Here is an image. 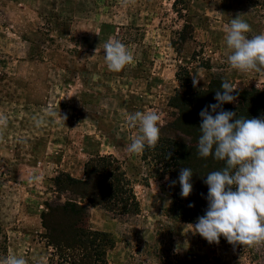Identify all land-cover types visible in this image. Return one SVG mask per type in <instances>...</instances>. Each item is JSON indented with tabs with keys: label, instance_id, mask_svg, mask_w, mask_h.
<instances>
[{
	"label": "rangeland",
	"instance_id": "1",
	"mask_svg": "<svg viewBox=\"0 0 264 264\" xmlns=\"http://www.w3.org/2000/svg\"><path fill=\"white\" fill-rule=\"evenodd\" d=\"M237 15L251 26L249 37L264 33V0H135L127 7L123 0H0V116L8 120L0 127V260L14 254L50 264L56 254L42 216L75 203L88 209L93 230L113 239L108 264H264V246L204 240L191 227L196 208L173 197L153 149L126 150L138 132L127 116L149 110L161 116L160 138L198 144L174 129L177 94L184 99L224 81L234 88V107L242 91L264 94V75L229 67L225 25ZM109 39L134 56L118 73L106 66ZM203 109L184 112L183 131L202 123ZM109 155L130 183L135 212L83 203L61 176L84 180L86 163Z\"/></svg>",
	"mask_w": 264,
	"mask_h": 264
},
{
	"label": "clouds",
	"instance_id": "2",
	"mask_svg": "<svg viewBox=\"0 0 264 264\" xmlns=\"http://www.w3.org/2000/svg\"><path fill=\"white\" fill-rule=\"evenodd\" d=\"M123 2L127 7L135 0ZM240 17L237 15L225 25L229 67L242 74L255 72L264 75V33L249 37L251 26ZM104 56L108 70L116 73L134 61L126 45L117 39H109L104 44ZM199 80L192 77L193 87ZM233 92L229 82H222L221 90L216 91V103L199 114L202 123L198 155L205 159L211 156L224 162L225 166L207 174L208 208L191 227L209 244H218L223 236L230 245L254 248L264 246V119H234V112L224 111L222 105L236 99ZM209 108L215 115L208 111ZM59 118L67 119L60 114ZM160 120L161 116L155 110L138 111L127 116L130 128L138 126L137 134L126 149L129 154L141 155L146 148L155 149L160 138ZM7 124V117L0 116V127H7ZM192 175L190 168L181 169L182 198H187L192 191ZM175 183L173 181V185ZM0 264H27V261L13 254L0 260Z\"/></svg>",
	"mask_w": 264,
	"mask_h": 264
},
{
	"label": "trees",
	"instance_id": "3",
	"mask_svg": "<svg viewBox=\"0 0 264 264\" xmlns=\"http://www.w3.org/2000/svg\"><path fill=\"white\" fill-rule=\"evenodd\" d=\"M221 84H210L206 92L191 89L184 99L177 94L171 105L178 112L174 129L198 141L201 134L200 125H196L189 131L185 129L186 132L182 129L184 112L190 108L203 109L204 105L211 102L212 95L221 90ZM242 92L238 107L225 103L222 109L234 112L236 114L234 119L240 117L260 119L264 115V94L252 90ZM153 151L156 156L154 160L163 162L164 168L169 171V186L174 191L173 197L175 194L181 196L179 184L181 169L192 170L193 175L190 179L192 191L186 199L190 200L191 205L196 209L193 214L188 215L194 220L204 216L208 208V187L205 183L207 174L221 170L225 166L224 162L216 161L211 156L206 159L201 158L198 155L197 145L186 146L165 137L160 138L158 147ZM61 176L83 203L100 206L113 213L124 214L136 211L137 204L133 190L121 171L119 162L112 155L88 161L84 169V180L80 181L66 174ZM173 181L176 182L175 185ZM184 205L188 206L186 203ZM47 210L48 212L42 216V225L47 232L46 240L56 254L52 257L50 264H108L107 252L114 247V241L109 234L91 228L88 209L75 203H66L49 207ZM221 239L223 237H220L219 243ZM242 248L246 247L242 246ZM55 258L57 261H54Z\"/></svg>",
	"mask_w": 264,
	"mask_h": 264
},
{
	"label": "crops",
	"instance_id": "4",
	"mask_svg": "<svg viewBox=\"0 0 264 264\" xmlns=\"http://www.w3.org/2000/svg\"><path fill=\"white\" fill-rule=\"evenodd\" d=\"M77 172H79V171H76V173H77ZM71 175H72V174H71ZM77 177H79V176H77Z\"/></svg>",
	"mask_w": 264,
	"mask_h": 264
}]
</instances>
